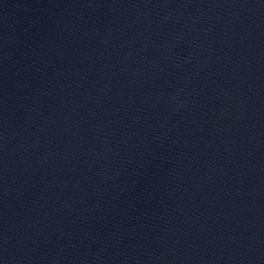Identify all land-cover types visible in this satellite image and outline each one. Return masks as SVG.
<instances>
[{
  "label": "water",
  "instance_id": "obj_1",
  "mask_svg": "<svg viewBox=\"0 0 264 264\" xmlns=\"http://www.w3.org/2000/svg\"><path fill=\"white\" fill-rule=\"evenodd\" d=\"M0 264H264V0H0Z\"/></svg>",
  "mask_w": 264,
  "mask_h": 264
}]
</instances>
